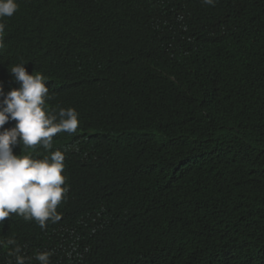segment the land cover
Listing matches in <instances>:
<instances>
[{"label": "trees", "instance_id": "trees-1", "mask_svg": "<svg viewBox=\"0 0 264 264\" xmlns=\"http://www.w3.org/2000/svg\"><path fill=\"white\" fill-rule=\"evenodd\" d=\"M17 3L4 92L25 63L79 126L13 148L63 152L67 191L43 228L0 222V264L9 239L25 264H264V0Z\"/></svg>", "mask_w": 264, "mask_h": 264}, {"label": "clouds", "instance_id": "clouds-1", "mask_svg": "<svg viewBox=\"0 0 264 264\" xmlns=\"http://www.w3.org/2000/svg\"><path fill=\"white\" fill-rule=\"evenodd\" d=\"M202 3L214 6L215 0ZM18 8L17 0H0V48L4 46L6 28L3 18L13 16ZM25 65L19 63L10 69L18 88L5 93L0 84V222L18 214L36 220L43 228L49 219H60L56 210L67 191L62 175L65 155L58 149L43 158L15 155L13 148L22 143L26 148L40 145L45 150L52 149L57 134L77 130L79 113L71 107L60 108L58 112L49 109L47 77L29 74ZM9 121H16L15 126L5 128ZM7 244L15 246L11 254L16 264H25L16 241L9 239ZM35 259L40 264H50V253H37Z\"/></svg>", "mask_w": 264, "mask_h": 264}]
</instances>
